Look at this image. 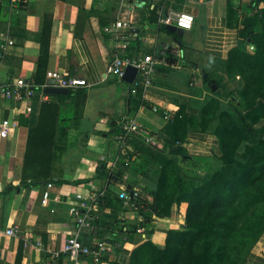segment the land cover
Listing matches in <instances>:
<instances>
[{"label":"crops","instance_id":"obj_1","mask_svg":"<svg viewBox=\"0 0 264 264\" xmlns=\"http://www.w3.org/2000/svg\"><path fill=\"white\" fill-rule=\"evenodd\" d=\"M251 2L258 3L257 9L264 6V0H0V123L6 118L11 122L8 136L0 138V264H71L65 256L52 259L51 254L75 231L70 209L79 201L77 193L89 197L137 190L145 200L141 230L120 233L117 240L121 245L98 264L127 262L131 250L148 238L159 247L166 245L168 229L180 227L182 216L177 203L169 216L150 211L161 164L140 148L139 141L122 139L112 129L134 117L167 138L163 128L182 105L189 115H199L216 96L207 86L205 74L215 80L231 76L225 60L240 38L238 29L228 24L229 9H236L242 21ZM171 10L194 15L193 27L183 29L181 36L163 22ZM118 21L130 26L117 27ZM46 38L47 71L87 79L88 86L74 90L87 93L83 101L77 95L70 124L56 128L53 180L24 183L29 127L38 123L43 101L57 97L44 87L30 98L20 99L7 96L4 87L19 78L34 79ZM168 48L178 58L173 64L166 59ZM118 55H152L156 60L152 84L141 89L140 98L131 91V83L110 73V63ZM74 100L63 101L62 111ZM182 145L194 160L182 165L198 174L209 168L201 161H213L220 155L213 127L191 129ZM125 157L130 160L126 162ZM98 169L110 172V178L96 176ZM86 178L91 180L84 181ZM107 201L92 207L100 225L116 224L112 214L129 228L144 219L130 202L125 210H114ZM13 225L16 234H8L6 229ZM79 237L92 244L108 236L98 228H84ZM241 264H264V231Z\"/></svg>","mask_w":264,"mask_h":264},{"label":"trees","instance_id":"obj_2","mask_svg":"<svg viewBox=\"0 0 264 264\" xmlns=\"http://www.w3.org/2000/svg\"><path fill=\"white\" fill-rule=\"evenodd\" d=\"M260 1V0H257ZM258 3H249L240 21L237 10L230 7L228 24L238 29L240 41L232 47L225 60V69L230 75H239L243 87L238 91L229 90L223 94L221 85L211 77L205 82L216 96L210 98L199 115H189L182 105L163 128L167 134L165 148L157 150L147 146L140 138L128 136L126 140L139 141L140 148L151 154L160 164L157 186L153 200L148 204L157 216H169L171 207L177 203L182 216V225L168 229L166 245L159 247L150 238L135 246L125 263L116 264H241L240 254L259 239L264 231V8L257 9ZM262 12V13H261ZM245 17V18H244ZM260 25V29H258ZM48 40H42L41 52L34 81V90L44 89L48 67ZM247 44L254 51L247 50ZM168 63L176 62L177 55L166 50ZM120 79V78H119ZM122 80V79H120ZM212 83L216 88H212ZM131 88L133 83H131ZM138 87L135 95L141 96ZM132 91V90H131ZM85 89L72 90L69 94H56V100H44L38 123L29 127L27 151L24 159L22 182L43 183L53 180L52 158L56 128L69 125L75 117V101L84 100ZM226 97L234 113L222 109L220 97ZM75 98L62 111V103ZM116 120V115H111ZM127 118L112 129L120 135ZM214 128L220 144V159L223 164L204 175L188 172L183 162L194 161L182 145L191 129ZM141 141H140V140ZM246 142L240 152V146ZM130 157H125L128 162ZM128 159V160H127ZM196 165V164H194ZM105 169L97 171L98 177L110 178ZM86 178L84 181H90ZM83 181L79 180L78 182ZM140 194V193H139ZM95 202L102 205L104 200L114 210H125V201L113 193H98ZM131 206L143 214L138 224L129 228L126 223L98 224L94 228L113 242L123 232H137L144 225L145 211L142 195L132 197ZM125 226H127L126 229ZM252 245V246H253Z\"/></svg>","mask_w":264,"mask_h":264},{"label":"built area","instance_id":"obj_3","mask_svg":"<svg viewBox=\"0 0 264 264\" xmlns=\"http://www.w3.org/2000/svg\"><path fill=\"white\" fill-rule=\"evenodd\" d=\"M165 24H176L178 27L183 29H191L194 24V15L189 12L171 10L164 18ZM117 27H128L130 26L127 21H118ZM128 65H134L138 68V75L133 82L131 88L132 92H136L138 87L146 88L152 84L153 75L155 72L156 60L152 55H145L142 58H137L129 55H118L114 57L109 66L110 73L116 75L118 78L123 79L126 68ZM47 80L43 87L50 85L66 87L70 90H75L82 86H88V81L85 78L76 76H66L60 71L49 70L47 71ZM54 80V83H51ZM34 86H37L34 79L26 81L23 78H19L15 84H8L4 87L7 96H16L20 99L30 98L34 93ZM157 110V106L153 107ZM30 109V106H28ZM168 117V116H165ZM11 128V122L8 118L3 119L0 123V138L8 136ZM124 132L120 134V138L126 139L128 136H135L140 138L147 145L157 149L163 150L165 143L160 134L150 130L148 127L139 123L134 117H129L123 124ZM139 191H121L119 197L128 204L132 197L137 198ZM77 203L72 205L70 212L72 219L75 223V231L69 232L63 247L60 250L53 251L51 258L55 259L61 255L65 256L71 264H98L103 257L116 249L121 245L120 241H111L109 237L100 239L99 241L88 244L80 239L79 233L82 229H93L94 228V216L92 213V207L95 203L96 196L90 195L89 197L84 196L82 193L76 194ZM49 197V191L46 190L44 198ZM140 231V227L137 229ZM16 226H10L6 229L8 234H16ZM37 244H41L37 242Z\"/></svg>","mask_w":264,"mask_h":264},{"label":"rangeland","instance_id":"obj_4","mask_svg":"<svg viewBox=\"0 0 264 264\" xmlns=\"http://www.w3.org/2000/svg\"><path fill=\"white\" fill-rule=\"evenodd\" d=\"M264 8V6L261 8V9H263ZM245 13V11H243V16L245 15L244 14ZM262 13V12H261ZM264 16V15H263ZM238 17V19H240V21H241V17L240 16H237ZM245 18V17H244ZM261 27H260V25H259V27H258V29H260ZM247 50L248 51H250V52H253L254 51V46H252L251 44H247ZM212 79V78H211ZM215 80V79H214ZM217 82H219V84L221 85L220 87H221V92L223 93V94H226L229 90H234V91H236V92H238L242 87H243V80H242V78L240 77V76H237V75H231V76H229V78L228 79H224V78H218V80H216ZM223 91H227V92H223ZM219 104H220V107L222 108V109H227V110H229V111H231V112H233L234 113V108L232 107V105H231V102L229 101V99H227L226 97H220V100H219ZM246 144V142H244L241 146H240V152L243 150V148H244V145ZM208 162H205V161H201V164H203V165H206L207 166V168L208 169H204V172L203 173H201V175H204V173H206V172H208V171H213V170H215L216 168H219V167H221V165L223 164V162L220 160V159H214L213 161H209V160H207ZM193 167V166H192ZM195 168V167H194ZM192 169V168H191ZM188 170V169H187ZM189 173L190 172H192V173H196V174H198V171L197 170H189L188 171ZM253 244H251V245H248L247 247H246V249L240 254V258H239V260H243V259H245V257H246V255H247V253L249 252V250L253 247L252 246Z\"/></svg>","mask_w":264,"mask_h":264},{"label":"water","instance_id":"obj_5","mask_svg":"<svg viewBox=\"0 0 264 264\" xmlns=\"http://www.w3.org/2000/svg\"><path fill=\"white\" fill-rule=\"evenodd\" d=\"M167 29H169L170 31L177 33L179 36H181L183 34V28L178 27L176 24H167L166 25ZM138 75V68L134 65H128L125 71V74L123 76V79L129 83H133L136 79ZM205 77H207V74H205ZM51 83H54V80H51ZM212 88L215 89L216 88V84L212 83ZM45 92L47 93H56V94H67L70 92L69 88L66 87H60V86H47L44 89ZM161 137L163 139H166V135L164 133H161Z\"/></svg>","mask_w":264,"mask_h":264}]
</instances>
